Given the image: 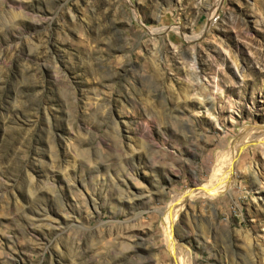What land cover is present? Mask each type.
<instances>
[{
    "label": "rangeland",
    "instance_id": "1",
    "mask_svg": "<svg viewBox=\"0 0 264 264\" xmlns=\"http://www.w3.org/2000/svg\"><path fill=\"white\" fill-rule=\"evenodd\" d=\"M261 136L264 0H0V264H264Z\"/></svg>",
    "mask_w": 264,
    "mask_h": 264
},
{
    "label": "bare ground",
    "instance_id": "2",
    "mask_svg": "<svg viewBox=\"0 0 264 264\" xmlns=\"http://www.w3.org/2000/svg\"><path fill=\"white\" fill-rule=\"evenodd\" d=\"M258 143H260L263 147H264V136H261V137H258ZM233 161V160H232ZM233 163V162H232ZM232 163L229 165V168L228 169H230V166L232 165ZM232 167H233V165H232ZM217 171V170H216ZM227 172V171H226ZM226 172L225 173H221L219 170L216 172V174H218V176L220 177V179L218 180V181H221V180H223L222 178H223V176H225L226 175ZM230 173V172H229ZM229 173H228V177H230L229 176ZM225 174V175H224ZM227 176V175H226ZM216 178V177H215ZM226 179H228V178H226ZM217 181V183L216 184H218L217 186H215L216 184H214V185H212L211 187H209V185L207 186V187H202V188H196V189H193V190H190L189 192H188V194H186V197H184V200H183V205L186 203V201H187V199L189 200V197L190 196H192V194H193V196H198V195H207V193H209L210 194V192H216V190L217 189H219V188H222L223 186H224V184H223V182L222 183H219ZM216 194V193H215ZM212 195V194H211ZM214 195V194H213ZM187 204V203H186ZM184 207V206H183ZM170 231H169V233L172 231L171 229H169ZM172 234V232L170 233V235ZM173 242H172V247H173V249H174V253L175 254H178V251H177V247H176V244L174 243V240H172Z\"/></svg>",
    "mask_w": 264,
    "mask_h": 264
}]
</instances>
